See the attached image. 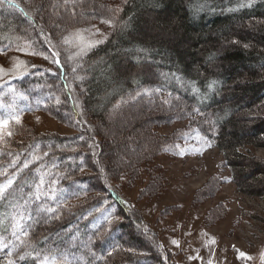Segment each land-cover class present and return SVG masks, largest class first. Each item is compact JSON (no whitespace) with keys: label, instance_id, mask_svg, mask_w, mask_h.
Listing matches in <instances>:
<instances>
[{"label":"trees","instance_id":"16d2710c","mask_svg":"<svg viewBox=\"0 0 264 264\" xmlns=\"http://www.w3.org/2000/svg\"><path fill=\"white\" fill-rule=\"evenodd\" d=\"M42 2L51 9V0ZM91 7L98 8V3ZM18 8L17 15L3 18L0 32L9 42L0 45V51L22 50L24 44L26 51L48 55L43 31L35 30L37 26H31ZM112 22L115 28L109 39L83 59V77L76 86L96 128H112V123L107 127V118L116 119L118 104L155 79L161 90L179 96L205 118L203 133L214 148L228 154V165L249 161L240 170L259 174L263 164L252 157L244 159L238 149L264 147V118L256 117L257 122L248 128L240 125L237 115L253 108L264 111V0H125ZM56 24L62 26V22ZM151 27L171 31L182 39L178 42L189 41L190 49L181 51L173 35L169 39L150 31ZM47 29L59 31L55 25ZM159 72L167 75L160 78ZM30 76L9 82L13 96L6 93L0 104L15 105L16 97L22 96V108L28 112L50 105V99L34 102L44 91L52 92L53 84L35 88L27 79ZM234 86H240L239 96L231 93ZM29 135H17L21 143L13 153L0 148V160L6 161L0 166V186L12 181L0 196V264L10 260L13 264H157L161 256L155 255V235L144 231L134 215L127 216L128 205L110 192L107 175L83 173L93 155L92 138L84 133L79 139ZM105 161L112 168L114 162L108 157ZM235 176L238 187H244L246 177ZM22 195L26 204L17 203ZM84 197V203L62 213ZM112 220L113 226L106 230ZM43 227H49L48 231L41 233Z\"/></svg>","mask_w":264,"mask_h":264},{"label":"rangeland","instance_id":"374dc122","mask_svg":"<svg viewBox=\"0 0 264 264\" xmlns=\"http://www.w3.org/2000/svg\"><path fill=\"white\" fill-rule=\"evenodd\" d=\"M51 1V9H46L42 0H10L9 5L0 4V31L3 18L17 15L19 7L30 25L37 26L35 30L41 28L49 47L48 55L26 51L24 44L22 50L11 47L0 51V97L12 95L8 83L27 74H31L27 79L34 82L35 88L53 84L52 92L44 91L42 98L34 102L46 103L45 99H50V105L44 104V108L28 112L22 108V96L16 97L15 105L0 104V148L13 153L21 143L17 135L23 132L36 138L53 135L67 139H79L84 133L92 138L93 155L83 173L107 175L110 192L128 205L124 208L127 216L134 215L135 221L141 220L144 231L155 235V255L162 258L157 264H264V147L238 149L244 159L252 157L263 164L256 176L253 170H240L249 161L235 167L228 165V154L214 148L203 133L207 128L205 118L179 96L161 90L155 79L152 85L118 104L117 109L122 112L117 111L116 119L107 118V127L112 123V128L97 129L83 108L76 86L83 77V59L109 39L115 28L112 15L120 13L125 0ZM97 3L98 8L91 7ZM60 6L62 10L57 9ZM56 14H60L62 21ZM51 25L59 31H49L47 27ZM150 31L169 39L173 35L175 44L181 43V51L191 47L189 41L178 42L182 39L171 31L160 32L157 27ZM8 42L0 32V45L7 46ZM52 52L58 55L53 56ZM159 74L160 78L167 75ZM231 91L239 96L241 88L234 86ZM127 106L133 109H125ZM260 110L240 111V125L252 128L256 117L264 118V111ZM247 116L252 119H246ZM126 132L129 138H124ZM106 157L114 162L112 168L107 167ZM5 162L0 160V166ZM238 173L246 177L244 187L236 184ZM18 200V204L27 203L24 195ZM85 200L86 197L76 199L62 213H69L72 206L76 208ZM12 214L10 218L15 210ZM113 224L110 221L106 230ZM48 228L43 227L41 233ZM118 252L119 256L121 250Z\"/></svg>","mask_w":264,"mask_h":264},{"label":"snow or ice","instance_id":"6c2138e0","mask_svg":"<svg viewBox=\"0 0 264 264\" xmlns=\"http://www.w3.org/2000/svg\"><path fill=\"white\" fill-rule=\"evenodd\" d=\"M6 2L10 3V0H0V4L6 3ZM108 23H111V22L108 21ZM234 42H235V41H234ZM33 54H35V53H33ZM52 55H53V56H57L58 53H57V52H52ZM56 63L58 64L59 62L56 61ZM57 102H59V100H57ZM17 122H19V119H18V118H17ZM5 123H6V122H5ZM9 135H11V133H9ZM25 167H27V164H25ZM11 183H12V181L9 180V181H8V184L3 185V186H0V196H3L5 190L11 185ZM173 243L175 244V243H177V242H176V241H173ZM9 255H11V253H9ZM240 255L243 256L244 254H243V253H240ZM8 264H13V262L10 260V261L8 262ZM45 264H47V262H45ZM53 264H55V261H53Z\"/></svg>","mask_w":264,"mask_h":264}]
</instances>
